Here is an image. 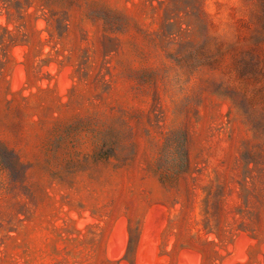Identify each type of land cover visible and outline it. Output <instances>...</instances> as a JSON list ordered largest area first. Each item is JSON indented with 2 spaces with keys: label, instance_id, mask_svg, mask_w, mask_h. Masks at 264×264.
I'll list each match as a JSON object with an SVG mask.
<instances>
[{
  "label": "rangeland",
  "instance_id": "obj_1",
  "mask_svg": "<svg viewBox=\"0 0 264 264\" xmlns=\"http://www.w3.org/2000/svg\"><path fill=\"white\" fill-rule=\"evenodd\" d=\"M0 264H264V0H0Z\"/></svg>",
  "mask_w": 264,
  "mask_h": 264
},
{
  "label": "trees",
  "instance_id": "obj_2",
  "mask_svg": "<svg viewBox=\"0 0 264 264\" xmlns=\"http://www.w3.org/2000/svg\"><path fill=\"white\" fill-rule=\"evenodd\" d=\"M188 152L186 148V136L182 131L171 132L164 144L160 169L165 168L166 173L174 176L187 169Z\"/></svg>",
  "mask_w": 264,
  "mask_h": 264
}]
</instances>
